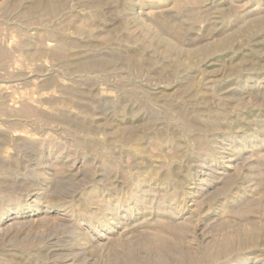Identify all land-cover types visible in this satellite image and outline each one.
Wrapping results in <instances>:
<instances>
[{"label": "rangeland", "instance_id": "obj_1", "mask_svg": "<svg viewBox=\"0 0 264 264\" xmlns=\"http://www.w3.org/2000/svg\"><path fill=\"white\" fill-rule=\"evenodd\" d=\"M0 264H264V0H0Z\"/></svg>", "mask_w": 264, "mask_h": 264}]
</instances>
